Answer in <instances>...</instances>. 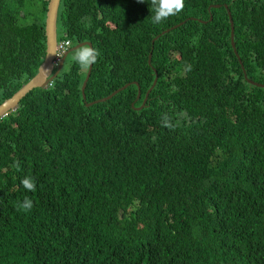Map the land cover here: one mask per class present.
I'll list each match as a JSON object with an SVG mask.
<instances>
[{
  "label": "trees",
  "instance_id": "trees-1",
  "mask_svg": "<svg viewBox=\"0 0 264 264\" xmlns=\"http://www.w3.org/2000/svg\"><path fill=\"white\" fill-rule=\"evenodd\" d=\"M47 4L0 0V104L44 60ZM152 15L150 0H61L57 40L100 55L85 100L71 52L0 119V264H264V88L240 67L264 84V0Z\"/></svg>",
  "mask_w": 264,
  "mask_h": 264
},
{
  "label": "water",
  "instance_id": "water-1",
  "mask_svg": "<svg viewBox=\"0 0 264 264\" xmlns=\"http://www.w3.org/2000/svg\"><path fill=\"white\" fill-rule=\"evenodd\" d=\"M60 3H61V0H48L46 17H45V22H44V33H45V41H46V54H45L44 60L41 63V65L39 66L36 75L33 78H31L25 85H23L16 93H14L12 95V97L6 99L2 104H0V119L5 117L6 115H8L10 112L14 111L18 107L20 100L27 93H29L31 90H33L35 88H41V89L45 88L48 85V83L53 81L57 77V75L60 73L61 69L63 68L65 58L68 54H70L77 47H79L83 44H88L91 46V43L83 42V43H78L75 46H73L72 48H70L67 52L64 53L63 57L58 62V65L55 67L56 69L54 71L53 60H54L55 55H56V45L58 44V42H57V34H58L57 16H58V10H59ZM212 7L219 8L220 6L219 5H211L209 7V10ZM227 14H228L229 22H230V36H229L230 43H231V46L233 48L234 54L236 55L238 61L240 62V58L236 52L235 43H234V24H233L232 17L230 15L229 11H227ZM211 19H212V17L210 16L209 20H211ZM157 38H158V36L154 38V41L157 40ZM148 58L149 59L151 58V53L148 55ZM148 63L150 64V60H148ZM91 70H92V65L87 69L85 79H84L82 86H81V95H82L83 100H85L84 91H85L86 83H87L89 76L91 74ZM153 71L155 73L154 74V81H153L151 87L145 93L143 101L137 109L143 108V106L145 105V103L147 101L148 94L150 93V91L153 89V87L156 84L157 72H155V70H153ZM243 77H244V80L247 79L248 84H250L254 87L264 88V84H258L256 82L252 81L251 79H248L246 72L243 73ZM129 85H130V83L125 84L121 88L112 92L110 95H108L102 99L87 103L86 107H90L96 103L105 102L106 100H109L114 95H116L119 91L124 90ZM139 98H140V89L137 85L136 100Z\"/></svg>",
  "mask_w": 264,
  "mask_h": 264
},
{
  "label": "clouds",
  "instance_id": "clouds-1",
  "mask_svg": "<svg viewBox=\"0 0 264 264\" xmlns=\"http://www.w3.org/2000/svg\"><path fill=\"white\" fill-rule=\"evenodd\" d=\"M138 2L144 3V0H138ZM150 5H151V11L153 13L151 17V22L153 24H159V23H162L164 20L168 19L169 17L175 16L181 13L185 7V0H150ZM62 41L68 42L66 49L62 53V57H63L64 53L70 49V48L68 49V47L71 45L72 42L69 40H62ZM62 41L57 40L58 44ZM58 44L56 45V55L53 60L54 68L58 65V62L62 58V57L61 58L57 57ZM99 55H100V52L98 49L93 48L88 44H83L77 47L73 51L72 61L75 64H77L81 69L87 70L91 65L97 62ZM240 67L243 73L246 72L242 64ZM247 77H248V74H247ZM248 79H251V78L248 77ZM244 82H247V79H245ZM50 83L48 84V86L50 85ZM163 121H164L163 122L164 127H168V128L173 127V125L171 124V122L168 120L167 117H164ZM20 183L23 186V188L29 192H34L36 190L35 180L32 177H24L20 181ZM32 206H33V202L31 201V199L25 197L22 203L17 204V210L23 209L25 211H28V210H31Z\"/></svg>",
  "mask_w": 264,
  "mask_h": 264
},
{
  "label": "built area",
  "instance_id": "built-area-1",
  "mask_svg": "<svg viewBox=\"0 0 264 264\" xmlns=\"http://www.w3.org/2000/svg\"><path fill=\"white\" fill-rule=\"evenodd\" d=\"M68 45L67 41H62L57 46V57L59 58V55L63 53V51L66 49Z\"/></svg>",
  "mask_w": 264,
  "mask_h": 264
},
{
  "label": "flooded vegetation",
  "instance_id": "flooded-vegetation-1",
  "mask_svg": "<svg viewBox=\"0 0 264 264\" xmlns=\"http://www.w3.org/2000/svg\"><path fill=\"white\" fill-rule=\"evenodd\" d=\"M83 43V42H82ZM73 44L71 43V45L68 47L69 48H72ZM252 80L254 79V77H251ZM256 81H259V82H263L264 81V75H261L259 78L256 79ZM255 82V81H254ZM247 83V82H246ZM257 83V82H256ZM248 84V83H247ZM260 84V83H258ZM249 85V84H248Z\"/></svg>",
  "mask_w": 264,
  "mask_h": 264
},
{
  "label": "rangeland",
  "instance_id": "rangeland-1",
  "mask_svg": "<svg viewBox=\"0 0 264 264\" xmlns=\"http://www.w3.org/2000/svg\"><path fill=\"white\" fill-rule=\"evenodd\" d=\"M153 41H154V39L151 41V44H154V42H155L156 40H155L154 42H153ZM152 42H153V43H152ZM69 58H70V57H69ZM252 75H253V77L256 76V75L254 74V72H252Z\"/></svg>",
  "mask_w": 264,
  "mask_h": 264
}]
</instances>
